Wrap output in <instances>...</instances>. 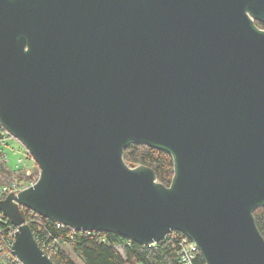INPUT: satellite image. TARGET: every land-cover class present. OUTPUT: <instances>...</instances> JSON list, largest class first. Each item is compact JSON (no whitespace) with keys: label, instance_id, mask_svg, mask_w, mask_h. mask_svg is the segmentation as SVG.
I'll list each match as a JSON object with an SVG mask.
<instances>
[{"label":"water","instance_id":"water-1","mask_svg":"<svg viewBox=\"0 0 264 264\" xmlns=\"http://www.w3.org/2000/svg\"><path fill=\"white\" fill-rule=\"evenodd\" d=\"M264 0H0V124L35 182L0 199L23 264H54L20 207L206 264H264ZM170 153L169 186L123 151Z\"/></svg>","mask_w":264,"mask_h":264},{"label":"trees","instance_id":"trees-1","mask_svg":"<svg viewBox=\"0 0 264 264\" xmlns=\"http://www.w3.org/2000/svg\"><path fill=\"white\" fill-rule=\"evenodd\" d=\"M257 28H264V23L254 21ZM3 127L0 124V141ZM0 143V186L12 188L26 186L35 182L39 170L29 153L25 155L33 161V168H11L3 156L6 154ZM123 160L129 166L143 165L153 169L156 180L166 186L172 181L174 175V162L169 152L147 143H130L123 151ZM23 216L28 223L39 246L50 257L54 264H179L175 250V236L182 232L172 231L166 234L157 243L142 245L129 241L124 237L109 231H89L71 234L67 227L57 226V221L38 215L35 212H24ZM255 224L264 238V205L253 210ZM16 228L9 220H0V264H12L9 255V243ZM56 239L61 247L49 253L46 246ZM79 261L76 262L69 251Z\"/></svg>","mask_w":264,"mask_h":264},{"label":"built area","instance_id":"built-area-1","mask_svg":"<svg viewBox=\"0 0 264 264\" xmlns=\"http://www.w3.org/2000/svg\"><path fill=\"white\" fill-rule=\"evenodd\" d=\"M10 137H12L11 134L3 127V135H2V140L0 141V143L1 144L5 143L6 139H8ZM4 155H6V154H4ZM32 183L33 182H29L26 186H21V187H17V188H16V185H14L12 188L2 187L0 189V199L4 198L6 195H8L10 193L16 194L21 189L27 187L28 185H30ZM20 210L22 213L30 211V210L26 211V209L22 206L20 207ZM3 218H5V217H3L2 214L0 213V220H2ZM57 226L67 227V229L70 231L71 234H74L77 232H89V231H77V230H75V229H73V228H71V227H69L63 223H60V222H57ZM15 230H14V232H15ZM14 232L12 234L13 237H14ZM13 237L9 243V255L7 256V258L12 259V261H11L12 264H23V262L21 260H19L16 256L12 255L10 252V247H11V244L13 242ZM175 239H176V241H175L174 245H175V250H176V253H177V256L179 259V264H206L202 254H201V251H200L198 245L196 244V242L194 240H192L191 238H189L185 234H183L179 237L175 236ZM149 245H151V244H149ZM59 247H61V245L59 244V242L56 239H53L46 246L49 253L55 252Z\"/></svg>","mask_w":264,"mask_h":264},{"label":"rangeland","instance_id":"rangeland-1","mask_svg":"<svg viewBox=\"0 0 264 264\" xmlns=\"http://www.w3.org/2000/svg\"><path fill=\"white\" fill-rule=\"evenodd\" d=\"M259 29H264V28H259ZM2 146L4 148V152L6 153V155L3 156L7 159L6 161L8 162L11 168H16L18 166L27 167L28 171L33 168V161L25 157L28 151L17 139L10 137L6 139L5 144ZM3 186H10V185H2L0 186V189ZM64 247L67 251H69L71 257L76 262L79 263L76 257L72 254L71 250L67 246Z\"/></svg>","mask_w":264,"mask_h":264}]
</instances>
